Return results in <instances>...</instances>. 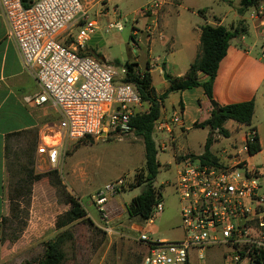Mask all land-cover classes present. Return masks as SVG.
I'll use <instances>...</instances> for the list:
<instances>
[{
	"label": "built area",
	"instance_id": "1",
	"mask_svg": "<svg viewBox=\"0 0 264 264\" xmlns=\"http://www.w3.org/2000/svg\"><path fill=\"white\" fill-rule=\"evenodd\" d=\"M160 3L152 2L141 12L157 15ZM1 14L9 37L17 45L24 66L35 73L40 92L28 102L38 106L51 104L60 120L40 136L38 154L55 167L60 151L73 142L111 134L135 135L132 125L137 114L146 112L141 95L127 82V69L81 54V50L99 29L82 0H32L29 8L22 0H0ZM259 23L264 40V8L249 15ZM79 28L77 35L73 29ZM108 30L123 31L121 21H112ZM140 76L142 72H137ZM182 123L181 113L158 121L154 139L158 151L168 150L171 126ZM103 135H106L103 137ZM234 161L203 162L200 157L186 156L179 164L175 183L183 236L174 241L153 239L148 228L164 212L161 200L146 227L134 228L138 241L146 249L142 264H194L192 253L200 264H206L204 252L225 246L221 264H264V182L260 168L250 165L242 155L249 154L248 140ZM118 180L104 186L93 202L101 213L105 230L111 228L112 212L108 204L124 188ZM215 264V263H210Z\"/></svg>",
	"mask_w": 264,
	"mask_h": 264
},
{
	"label": "crops",
	"instance_id": "2",
	"mask_svg": "<svg viewBox=\"0 0 264 264\" xmlns=\"http://www.w3.org/2000/svg\"><path fill=\"white\" fill-rule=\"evenodd\" d=\"M82 2L89 14L95 16L99 29L80 51L81 54L94 56L108 63L104 51L106 39L100 32L102 26L107 28L109 22L131 19L134 55L126 62L136 63L137 69L141 72L149 71L157 95L168 91L171 78L185 76L191 64L199 57L203 26H222L229 29L243 22L244 34L231 41L227 55L220 63L214 83L213 100L219 107L254 100L255 113L252 125H241L229 120L224 125L228 131L227 136L210 127L196 128V124H201L211 117L214 109L211 104L213 100L206 96L202 87L170 93L162 102L159 121L170 119L174 113H181L182 123L171 126L170 137L166 140L175 149L174 161H181L186 156L200 157L202 154L181 153L178 139L192 130L208 128L211 131H207L202 147L205 150L207 140L211 136L210 151L217 162L234 161L238 151L247 143L252 129H255L259 137L261 151L254 156L247 154L242 157L250 161L264 153V40L259 33L258 21L241 14L240 7L234 10L231 17L226 15L224 18H217L205 9L185 6L184 0H82ZM152 2L160 3L157 15L148 13L144 16L141 11ZM136 51L142 55L136 54ZM200 79L205 81L207 76L201 74ZM159 80L161 90L156 88ZM39 92L40 87L35 73L24 66L17 45L8 35L0 9V255L3 257L8 241L5 228L9 226L15 217V211L19 209L17 203L10 200L6 187L12 141L28 140L33 152L36 151L37 161L47 164L46 157L37 152L40 143L38 130L42 127L41 134L45 128L52 127L54 124L49 123H52L53 115H58L60 120V113L55 106L51 104L38 106L27 101V98H32ZM167 101L168 106L173 108V114L167 111L165 103ZM148 110L149 106L146 112ZM160 136V133L153 132L154 139ZM223 139L226 141L225 146L221 151H216V147ZM258 168L263 174L264 182V166ZM108 208L114 212H123V207L114 198L108 204Z\"/></svg>",
	"mask_w": 264,
	"mask_h": 264
},
{
	"label": "rangeland",
	"instance_id": "3",
	"mask_svg": "<svg viewBox=\"0 0 264 264\" xmlns=\"http://www.w3.org/2000/svg\"><path fill=\"white\" fill-rule=\"evenodd\" d=\"M240 2L241 0H184V5L205 9L217 18H224L226 15L231 17L234 10L240 7ZM262 7L264 8V3ZM256 11L255 7H250L242 14L249 17ZM90 17L96 19L93 15ZM130 20L122 21L124 29L121 32L108 30L105 26H102L100 31L106 39L104 51L107 62L119 68L134 55L131 37L133 27ZM79 30L75 28L72 33L77 35ZM136 54L142 55L139 51ZM159 82L160 80L156 88L161 90ZM165 103L168 113L173 114V108L168 106L169 102ZM148 106L147 103L144 104L146 109ZM58 120V115H53L52 123L49 121V125L55 126ZM41 128L38 130L40 136L43 134H40ZM45 130L48 132V128ZM207 131L210 132L211 129H197L181 135L178 139L180 152L203 154L205 150L202 142ZM94 141L92 144L85 139L66 145L60 151L55 167L37 161L36 151L33 152L28 140L12 141L6 180L8 196L10 198L15 191L28 187H31V195L28 196L26 192L24 199L17 202L19 209L9 226L5 228L8 241L4 257L0 255V264H33L44 255L43 243L57 239L62 241L64 264H142L146 249L138 241V233L134 228L146 226L139 220L131 219L126 208L144 189L131 187L135 175L145 168L143 141L135 135L121 137L116 134ZM220 143L216 151H221L226 141L223 139ZM174 152L175 149L169 142L167 151H158L159 168L154 185L161 193L164 212L156 219L154 226L148 228V234L153 239L174 241L183 236L179 227L180 203L175 189L181 165L180 161H174ZM263 157L264 153L252 158L249 161L250 165L264 166ZM31 174L42 175L43 178L31 185L29 183ZM120 179L125 185L114 199L123 207V212L111 213L110 225L113 230L109 233L105 230L93 196L105 185ZM69 195L82 204L86 216L62 229H57L58 220L63 219L65 214L71 211V205L68 204ZM227 250L225 246L208 249L204 252L203 261L206 264H221L222 254ZM200 253L199 251L192 253L194 264H200L197 259Z\"/></svg>",
	"mask_w": 264,
	"mask_h": 264
},
{
	"label": "trees",
	"instance_id": "4",
	"mask_svg": "<svg viewBox=\"0 0 264 264\" xmlns=\"http://www.w3.org/2000/svg\"><path fill=\"white\" fill-rule=\"evenodd\" d=\"M22 3L24 7L29 8L32 0H22ZM263 3L264 0H241L239 12L242 14L244 10L250 7L257 9ZM201 30V53L199 57L191 64L185 76L170 79V87L162 95L156 94L152 86L151 74L148 70L142 72L140 76L137 74L139 70L136 63L126 62L123 65L127 69L126 81L135 84L142 101L149 105L147 112L137 114L132 121V125L136 128L135 136L141 138L144 144L145 168L141 173L135 175L134 183L131 185L132 188L144 187L141 194L134 197L126 208L127 214L131 219H138L144 223L152 217L154 206L161 200V193L154 185L158 174L159 162L153 132L155 125L161 118L162 102L172 92H183L196 87H202L206 96L213 100L214 83L219 72L220 63L226 57L231 41L245 32L243 22H240L237 27L229 29L222 26L205 25ZM201 74L207 76V80L201 81ZM254 113V100L223 107L217 106L213 109L211 117L207 121L196 124L195 127H210L212 130H218L222 135L227 136L228 131L224 128L227 121L232 120L241 125L251 126ZM251 133H254V135L248 140V149L249 155L254 156L261 151V145L255 129H252ZM211 143L212 138L210 136L207 140L205 151L200 158L203 162L217 164V159L210 151ZM42 178V175L31 174L29 183L33 185L34 182L40 181ZM26 192L30 196L31 187L15 191L10 196V200L19 203L27 195L25 194ZM68 204L71 205V211L67 212L63 219L58 220L57 229H62L86 216L82 204L72 195L68 196ZM43 244L44 255L33 264H64L65 255L61 249L62 241L60 239L49 240Z\"/></svg>",
	"mask_w": 264,
	"mask_h": 264
},
{
	"label": "water",
	"instance_id": "5",
	"mask_svg": "<svg viewBox=\"0 0 264 264\" xmlns=\"http://www.w3.org/2000/svg\"><path fill=\"white\" fill-rule=\"evenodd\" d=\"M167 79H169L168 77H167ZM211 104H212V106L214 107V108H216L218 105H217V103L213 100V101H211ZM106 135H103V137H105ZM86 140L88 141V142H90V143H94L95 141H94V139L92 138V137H87L86 138Z\"/></svg>",
	"mask_w": 264,
	"mask_h": 264
}]
</instances>
